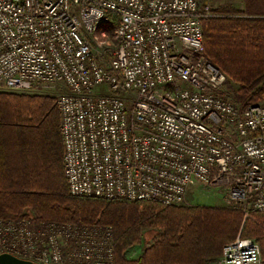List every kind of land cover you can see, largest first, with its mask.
Segmentation results:
<instances>
[{"label": "built area", "instance_id": "1", "mask_svg": "<svg viewBox=\"0 0 264 264\" xmlns=\"http://www.w3.org/2000/svg\"><path fill=\"white\" fill-rule=\"evenodd\" d=\"M211 8L205 0H0V86L65 89L56 104L70 195L173 206L201 183L222 186L244 218L264 212V102L242 109L203 55L201 20ZM62 228L0 218V253L63 264L60 239H74L73 253L91 261L95 230ZM260 262L258 243L238 234L216 264Z\"/></svg>", "mask_w": 264, "mask_h": 264}, {"label": "trees", "instance_id": "2", "mask_svg": "<svg viewBox=\"0 0 264 264\" xmlns=\"http://www.w3.org/2000/svg\"><path fill=\"white\" fill-rule=\"evenodd\" d=\"M211 12L201 20L203 55L225 75V93L242 109L264 101V0ZM59 124L53 96L0 90V217L28 211L46 222L109 228L116 264H210L239 233L258 243L264 264V212L244 218L224 208L70 195ZM145 231L150 243L128 259Z\"/></svg>", "mask_w": 264, "mask_h": 264}, {"label": "rangeland", "instance_id": "3", "mask_svg": "<svg viewBox=\"0 0 264 264\" xmlns=\"http://www.w3.org/2000/svg\"><path fill=\"white\" fill-rule=\"evenodd\" d=\"M207 1L211 7L215 8L217 6H227L232 8H242L243 7V0H205ZM107 37L106 40L109 42V50L112 49L115 45L114 41L112 40V30L110 25L107 26ZM99 50L101 54L102 47H97L96 50ZM95 50V51H96ZM109 51L107 50L105 56H107ZM0 90L3 91H11L4 89V87L0 86ZM65 89L59 86H39L36 87L34 90L30 92H23V91H11L14 93H27V94H46L53 96L56 99V96L64 92ZM264 102V101H262ZM185 206H203V207H211V208H224L230 210H240L234 202L229 198L227 191L224 190L222 186H210L207 184L196 183L195 185L191 186L186 194V203L181 204ZM181 205H173V206H181ZM25 214H29V216L24 215L18 218H2V219H12L17 220L21 218H26L31 221L32 228H43L46 229L48 227L54 228L56 231H62L63 225L70 224L75 229V232L78 228L85 227L89 230H95L92 232V236H90V241L93 245L92 249V260L89 262H82L79 255L74 254L73 250L77 251L80 246L74 241V239H60L62 246H65V249L62 247V263L63 264H96L97 262H104L103 264H116L115 261V254H114V236L111 233L109 228L102 229L101 226H78L74 223H58V222H46L43 220L33 218V215L30 212H26ZM106 232V233H105ZM60 236L62 232H59ZM109 233V234H107ZM239 234V233H238ZM46 236H48V231L46 232ZM152 237L151 231H145L141 234L140 242L130 246L125 251V256L128 259H136L145 249V247L150 243ZM110 248V250H109ZM81 251V249H80ZM110 254V255H109ZM261 256V253H260ZM218 258L211 262L210 264H216Z\"/></svg>", "mask_w": 264, "mask_h": 264}, {"label": "water", "instance_id": "4", "mask_svg": "<svg viewBox=\"0 0 264 264\" xmlns=\"http://www.w3.org/2000/svg\"><path fill=\"white\" fill-rule=\"evenodd\" d=\"M0 264H37L33 261L16 257L7 252L0 253Z\"/></svg>", "mask_w": 264, "mask_h": 264}]
</instances>
